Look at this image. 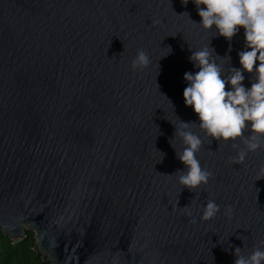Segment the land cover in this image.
Masks as SVG:
<instances>
[{
    "label": "water",
    "instance_id": "obj_1",
    "mask_svg": "<svg viewBox=\"0 0 264 264\" xmlns=\"http://www.w3.org/2000/svg\"><path fill=\"white\" fill-rule=\"evenodd\" d=\"M186 13L199 22L192 0H0V231L32 233L44 263L234 264L236 247H264V146L237 162L240 139L192 126L212 176L177 182L172 122L197 121L189 47L230 55L213 54L228 72L244 43L242 28L229 42ZM138 49L150 63L134 71ZM207 199L220 211L201 221Z\"/></svg>",
    "mask_w": 264,
    "mask_h": 264
},
{
    "label": "clouds",
    "instance_id": "obj_2",
    "mask_svg": "<svg viewBox=\"0 0 264 264\" xmlns=\"http://www.w3.org/2000/svg\"><path fill=\"white\" fill-rule=\"evenodd\" d=\"M187 4L188 0H181ZM199 22L192 21L205 31H213L217 36L231 41L232 37L243 29V49L238 51L239 67H230L222 71L221 65L213 58L215 50L209 46L193 49L188 60L197 71H185L182 97L185 106H191L197 121H182L174 125V136L180 139L177 149L172 143L176 158L183 164L177 170V182L189 191L207 185L212 173L202 167L197 153L203 140L201 135L192 130L195 126L208 139L218 142H232L233 148H239L236 141L240 139L244 147L239 148L233 158L242 162L248 152L264 146V0H192ZM229 44L227 52H231ZM171 48H168V53ZM215 57H219L215 54ZM230 55L219 57L221 60ZM150 57L143 49H138L130 61L131 70H141L148 66ZM255 65V67H254ZM244 73L250 76V86L242 83ZM228 85L227 90L225 85ZM170 103V101H169ZM247 132V135L244 133ZM210 140V139H209ZM161 153V159L164 153ZM160 159V160H161ZM258 177H264V168L258 170ZM187 207V206H186ZM184 207V208H186ZM200 210V220L208 221L220 211L215 200L207 199ZM231 205L225 206V215L230 216ZM191 217V211L186 213ZM195 223L196 218L191 217ZM264 246V241H259ZM234 264H264V247H254L247 257L241 255V248L234 249Z\"/></svg>",
    "mask_w": 264,
    "mask_h": 264
},
{
    "label": "trees",
    "instance_id": "obj_3",
    "mask_svg": "<svg viewBox=\"0 0 264 264\" xmlns=\"http://www.w3.org/2000/svg\"><path fill=\"white\" fill-rule=\"evenodd\" d=\"M33 245L32 233L22 241H12L0 231V264H46L33 251Z\"/></svg>",
    "mask_w": 264,
    "mask_h": 264
}]
</instances>
